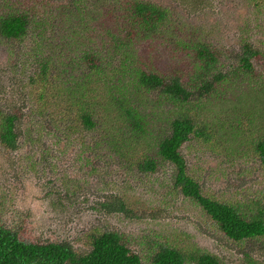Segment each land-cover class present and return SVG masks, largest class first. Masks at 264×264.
I'll use <instances>...</instances> for the list:
<instances>
[{"label": "rangeland", "instance_id": "obj_1", "mask_svg": "<svg viewBox=\"0 0 264 264\" xmlns=\"http://www.w3.org/2000/svg\"><path fill=\"white\" fill-rule=\"evenodd\" d=\"M50 1L51 7L42 16L46 15L47 22L50 13L60 41V34L67 31L62 21L67 4L74 6L81 1ZM151 1L171 10L173 25L195 31L194 36L221 47L227 56L233 55L245 38L264 48V0H198V7L184 5V0ZM56 5L62 12H57ZM84 40L90 41V37L85 36ZM169 47L172 46L168 42L163 45L147 41L139 57L144 59L136 64L147 68L150 63L163 71V64L175 61L178 67L182 49L173 52ZM82 52L71 43L68 54L74 57L65 61L71 60L73 64L67 72H58L64 75L54 82V91L66 86L71 76L86 70L80 67L84 64ZM260 57L256 62L260 68L258 77L247 78L242 74L236 86H223L209 102L214 111L204 121L211 144L196 143L186 154L190 169L204 188L240 203H251L264 189V167L250 151V141L264 133V54ZM110 60L109 74L104 75L107 80L114 76L118 66L115 60ZM16 62L17 57L9 56L0 44V101L8 100L26 119L24 111L29 112L30 102L23 109L25 96L21 93L26 78L14 73ZM119 78L113 80L115 85L127 83L130 73L127 71ZM109 84L113 86L111 80ZM91 85V96L96 95L99 102L108 100L102 84L93 81ZM133 96L138 98L135 104L149 123V133L155 139L161 138L169 130L163 115L169 110L164 111L163 96L155 91L129 93L130 98ZM56 101L61 105L57 106ZM66 104L76 109L70 100L57 97L32 116L30 123L37 140L17 149L0 142V204L4 203L0 206V217L18 228L22 237L66 239L78 250H84L88 232L112 228L128 234L131 247L146 254L144 257L156 248L148 244L152 237L184 251L201 248L218 255L226 264H264V237L245 242L227 238L198 205L175 189L171 164L158 158L156 171L138 170V162L146 155L157 158L155 139L151 141L146 136L133 149L128 147L127 158H122L113 144L106 147L100 144L91 150L86 143L95 131L77 130L72 134L62 120ZM239 146L246 150L245 154L239 153ZM120 198L125 199L127 210L107 212L104 204Z\"/></svg>", "mask_w": 264, "mask_h": 264}, {"label": "trees", "instance_id": "obj_2", "mask_svg": "<svg viewBox=\"0 0 264 264\" xmlns=\"http://www.w3.org/2000/svg\"><path fill=\"white\" fill-rule=\"evenodd\" d=\"M79 1V4L71 3L74 6L67 4L62 20L67 31L60 34L59 41L50 13L47 22L46 15L42 16L51 7L50 0H0V44L9 56L17 57L14 73L26 78L21 89L25 96L23 109L30 102L29 112L24 111L28 117L23 119L8 100L0 101V142L17 149L37 140L30 123L32 116L51 99L62 97L76 107L66 104V114L62 117L72 134L77 130L95 131L86 143L91 150L100 144L105 147L113 144L120 156L127 158L128 147L133 149L146 136L151 141L155 139L149 133L145 114L135 104L137 95L130 98L129 93L155 91L166 102L164 111L169 110L163 114L169 130L154 140L157 158L146 155L138 162V170L156 171L159 159L171 164L175 189L198 205L227 238L245 242L264 237V189L251 203L220 197L204 188L190 169L186 156L196 143L211 144L204 121L214 111L209 102L223 86H236L242 74L247 78L258 77L260 68L256 62L260 61L264 48L245 38L239 49L227 56L221 47L194 36L195 31L173 25L171 10L151 0ZM184 2L193 7L199 4L198 0ZM56 9L61 11L60 6L56 5ZM85 36L90 41L84 40ZM147 41L163 45L168 42L173 52L181 48L178 67L175 61L163 64V71L150 63L147 68L137 65L136 61L144 59L139 57ZM71 43L83 51L84 64L80 67L86 70L71 76L66 86L54 91V82L64 75L58 72H67L73 64L71 60L65 61L67 57H74L68 54ZM111 58L118 64L114 76H110L113 86L104 76L109 74ZM126 70L130 73L128 82L115 85L113 80L126 75ZM93 81L106 89L107 101L99 102L96 95L89 94ZM56 104L60 106L61 102ZM170 104L171 108L167 106ZM250 142V151L264 167V133ZM238 151L246 152L240 146ZM104 205L109 213L127 210L123 198ZM128 238V234L117 229L96 228L87 234V248L78 250L66 239L28 240L18 228L0 217V264H226L218 255L201 248L184 251L152 237L148 244L156 248L144 257L146 254L131 247Z\"/></svg>", "mask_w": 264, "mask_h": 264}]
</instances>
